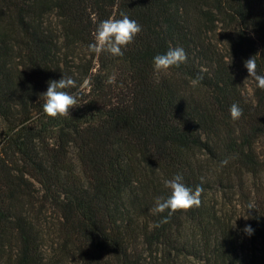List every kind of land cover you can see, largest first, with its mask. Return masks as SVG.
Segmentation results:
<instances>
[{
    "label": "trees",
    "instance_id": "1",
    "mask_svg": "<svg viewBox=\"0 0 264 264\" xmlns=\"http://www.w3.org/2000/svg\"><path fill=\"white\" fill-rule=\"evenodd\" d=\"M121 12L141 33L123 56L97 57L96 27ZM172 47L187 62L155 72ZM253 56L264 75V0H0V264H259L245 247L264 259ZM63 76L91 83L68 116L47 117L40 94ZM176 174L203 187L201 206L157 227L168 213L151 209ZM211 193L224 211L210 215Z\"/></svg>",
    "mask_w": 264,
    "mask_h": 264
},
{
    "label": "clouds",
    "instance_id": "2",
    "mask_svg": "<svg viewBox=\"0 0 264 264\" xmlns=\"http://www.w3.org/2000/svg\"><path fill=\"white\" fill-rule=\"evenodd\" d=\"M116 7H118V4ZM141 31L142 26L136 20L130 19L123 12L120 13V18H117L114 13L111 17L99 22L95 29L94 42L88 46L89 51L97 57L104 53L113 57L123 56V49L132 44ZM187 59V53L182 47H172L165 53L154 56L153 68L157 73L166 72L173 67H179L181 64L186 63ZM244 67L247 69L248 77L256 82L259 89L264 90V75L257 73L255 56L247 59L244 62ZM196 82V80L193 81V83ZM90 83V81H85V85L90 86ZM85 85L77 86L75 80L65 76L58 81L50 80L47 90L40 94L44 100L43 113L50 118L68 116L70 111L78 106V97ZM72 88H77V92L70 93L67 91V89ZM229 111L231 119L234 121L239 120L243 115V109L238 103H233ZM228 162V159H224L221 161V166H226ZM163 183L170 190V195L167 197L158 196L151 212L161 214L167 211L168 215L156 225L157 227L160 224L167 223L168 219L178 211L187 212L194 207L201 206V196L204 192L202 186L197 185L195 189L186 186L181 174H176L172 179L164 180ZM248 208L253 210L254 204L250 203ZM242 231L248 236L254 234V229L250 225Z\"/></svg>",
    "mask_w": 264,
    "mask_h": 264
},
{
    "label": "rangeland",
    "instance_id": "3",
    "mask_svg": "<svg viewBox=\"0 0 264 264\" xmlns=\"http://www.w3.org/2000/svg\"><path fill=\"white\" fill-rule=\"evenodd\" d=\"M208 201H209V208H210L209 213H210V215H213L214 212L217 210H223L224 211V208H225V206H223L224 198L220 195V193H211L209 195ZM231 212L229 213L230 216L234 218V220L237 222V224H239L241 216L237 217L233 212L232 213ZM184 233H185L186 239H188L192 242L197 241V239H198V228L193 222L186 221L185 226H184ZM245 247L248 249L247 252H249L250 254L254 251L257 252L259 264H264V259H263V256L261 255L262 253H261V249L259 247H257L255 249V247L253 246V244L251 242H249V243L247 242Z\"/></svg>",
    "mask_w": 264,
    "mask_h": 264
}]
</instances>
